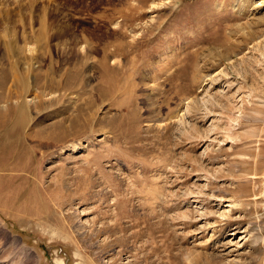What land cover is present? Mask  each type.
I'll list each match as a JSON object with an SVG mask.
<instances>
[{"label": "rangeland", "instance_id": "obj_1", "mask_svg": "<svg viewBox=\"0 0 264 264\" xmlns=\"http://www.w3.org/2000/svg\"><path fill=\"white\" fill-rule=\"evenodd\" d=\"M0 264H264V0H0Z\"/></svg>", "mask_w": 264, "mask_h": 264}, {"label": "bare ground", "instance_id": "obj_2", "mask_svg": "<svg viewBox=\"0 0 264 264\" xmlns=\"http://www.w3.org/2000/svg\"><path fill=\"white\" fill-rule=\"evenodd\" d=\"M77 151V150H76Z\"/></svg>", "mask_w": 264, "mask_h": 264}]
</instances>
